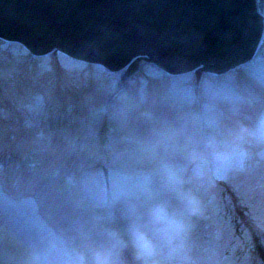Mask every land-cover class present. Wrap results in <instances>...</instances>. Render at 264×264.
Returning <instances> with one entry per match:
<instances>
[{
    "label": "clouds",
    "instance_id": "clouds-1",
    "mask_svg": "<svg viewBox=\"0 0 264 264\" xmlns=\"http://www.w3.org/2000/svg\"><path fill=\"white\" fill-rule=\"evenodd\" d=\"M94 78L111 118L146 131L113 161L125 171L99 193L107 210L45 248L22 245L14 264H238V250L251 264L232 220L239 204L264 231V89L217 72L201 74L198 96L190 72L168 93Z\"/></svg>",
    "mask_w": 264,
    "mask_h": 264
},
{
    "label": "rangeland",
    "instance_id": "rangeland-1",
    "mask_svg": "<svg viewBox=\"0 0 264 264\" xmlns=\"http://www.w3.org/2000/svg\"><path fill=\"white\" fill-rule=\"evenodd\" d=\"M124 72L129 82L121 86ZM231 74L254 90L264 89V42L251 65ZM99 75L108 74L58 53L30 59L20 46L0 42V264H14L22 245L45 248L107 210L99 198L105 191L100 166L109 168L111 189L125 171L113 161L146 129L119 126L109 108L105 114L108 105L94 78ZM111 77L118 91L135 81L161 93L171 92L180 79L162 75L143 59ZM197 90L198 96L201 85ZM38 97L40 109L33 113L28 105ZM254 232L264 244V231ZM233 236L246 244L251 264H259L248 234ZM242 256L238 250V264Z\"/></svg>",
    "mask_w": 264,
    "mask_h": 264
},
{
    "label": "water",
    "instance_id": "water-1",
    "mask_svg": "<svg viewBox=\"0 0 264 264\" xmlns=\"http://www.w3.org/2000/svg\"><path fill=\"white\" fill-rule=\"evenodd\" d=\"M260 33L255 0H0V37L111 70L139 53L170 73L233 67L253 54Z\"/></svg>",
    "mask_w": 264,
    "mask_h": 264
},
{
    "label": "trees",
    "instance_id": "trees-1",
    "mask_svg": "<svg viewBox=\"0 0 264 264\" xmlns=\"http://www.w3.org/2000/svg\"><path fill=\"white\" fill-rule=\"evenodd\" d=\"M251 224H252V220L248 218V216H246V214H243V212L241 211H238L236 213V215L234 216V234L237 235V236H241L245 233L248 232V238H247V242L248 244H251V247L253 248L251 252V254H255L257 255L258 252L257 249L255 248V240H252L255 238V236H253L251 233H250V228L251 227ZM253 231V230H252ZM245 232V233H244Z\"/></svg>",
    "mask_w": 264,
    "mask_h": 264
}]
</instances>
